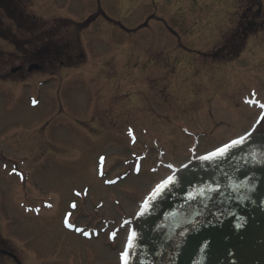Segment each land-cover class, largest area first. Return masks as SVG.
Returning a JSON list of instances; mask_svg holds the SVG:
<instances>
[{"label": "rangeland", "instance_id": "1", "mask_svg": "<svg viewBox=\"0 0 264 264\" xmlns=\"http://www.w3.org/2000/svg\"><path fill=\"white\" fill-rule=\"evenodd\" d=\"M237 1L31 0L29 11L40 19H70L57 24L62 34L101 12L79 42L70 35L62 44L73 58L71 64L62 57L65 68L45 53L31 59L35 44L26 48V42L33 37L27 30L32 22L23 25L25 33L4 19L10 37L0 39L4 249L23 264H117L125 233L109 245L106 234L87 240L64 230L61 219L69 203L77 204L75 224L115 228L163 176L148 174L150 165H179L188 149L206 152L249 128L256 112L245 115L241 105L225 107V102L252 89L264 97V6L257 15L249 0L238 8ZM225 46L242 54L229 60ZM35 62L43 68L28 73ZM18 65L23 70L13 73ZM138 155L141 164L149 162L133 177L128 171ZM100 156L107 158L105 181L118 177L116 184L98 179ZM74 189L82 195H72ZM21 200L39 215L23 210Z\"/></svg>", "mask_w": 264, "mask_h": 264}, {"label": "water", "instance_id": "2", "mask_svg": "<svg viewBox=\"0 0 264 264\" xmlns=\"http://www.w3.org/2000/svg\"><path fill=\"white\" fill-rule=\"evenodd\" d=\"M33 64L29 71L40 69ZM19 68L13 69L16 72ZM253 142L232 149V159L194 161L185 169L191 184L177 185L170 195L150 205V215L138 216L130 264H264V132ZM240 203L230 185L245 184ZM219 185V190L216 187ZM210 189V190H208ZM202 190H207L201 197ZM189 195L195 199H190ZM210 197V199H209ZM207 205V207H205ZM232 209L216 223L213 212ZM203 213V215H197ZM243 217L242 226L237 228ZM213 220L212 226L204 221ZM193 221L198 225L193 227ZM205 243L208 245L205 247Z\"/></svg>", "mask_w": 264, "mask_h": 264}, {"label": "snow or ice", "instance_id": "3", "mask_svg": "<svg viewBox=\"0 0 264 264\" xmlns=\"http://www.w3.org/2000/svg\"><path fill=\"white\" fill-rule=\"evenodd\" d=\"M256 93L253 92L252 96H255ZM33 103L35 104L36 101L34 100ZM247 103L250 105H256L261 111L259 112L256 122L250 126L249 129H246L244 132L240 133L237 137H234L222 144H218L213 146L211 149L207 150L206 152L197 155L195 149H190V152L192 153V157L189 158L188 162L181 163L179 167L172 163H168L166 165L167 169L169 170L167 174L160 177L145 193L144 197L142 198L141 202L137 205V213L134 215L138 216H146L150 215V205H154L155 202L162 200L163 198L167 197L171 194L172 191L176 190L177 185H184L185 183L191 184V181L189 180L188 176L184 174L185 169H190L194 161H202L207 162L209 165L212 163H215L218 160H224V159H232V157L235 155V153L232 152V149L240 147L244 144H249L250 142H253V135L257 132V129H260L262 132H264V103H259L257 100H248ZM103 159V158H102ZM133 170L139 174L140 168L133 165ZM16 169H13V172H16ZM153 172H156L157 169L153 168ZM22 175V174H21ZM106 183H115L114 180H107ZM247 182L245 184H237V185H230L232 190L234 192L239 191L241 195L237 197V200L240 203H243L245 199H247L246 196H244V191L247 190ZM210 190V189H208ZM216 191L219 190V185H217ZM207 190H202L200 195L201 197H204L206 195ZM81 192H76V196H80ZM83 194H87L86 191ZM190 199H195L194 196L189 195ZM210 199V197H209ZM117 203H119L117 201ZM48 207H51L49 204ZM207 207V205H205ZM70 208L75 210L77 208V204L75 202L71 203ZM197 215H203V213H197ZM225 215L235 216L236 212L232 209H226L225 212L221 213L219 211L213 212L212 217H214L216 223L222 222V217ZM71 216V212H68L65 214V220L64 224L67 228L81 234L82 236L86 238H91L93 235H98L99 233H93L90 232L84 228H79L74 226L72 223L69 222L68 217ZM239 223L236 224V227L239 228L242 226V222L244 221L243 217H238ZM206 226H212L213 220L207 219L204 221ZM132 225V220L125 219L121 225V228L127 233L129 231V228ZM198 225L193 221V227H197ZM121 228L113 229L109 233L110 239H115L117 236V233L121 230ZM139 236L135 229H132L130 232V235H126L125 237V247L121 250V257L123 259V264H130L129 257L131 254V250L133 247H135L133 241L138 240ZM207 247L208 245L205 243L204 245Z\"/></svg>", "mask_w": 264, "mask_h": 264}, {"label": "trees", "instance_id": "4", "mask_svg": "<svg viewBox=\"0 0 264 264\" xmlns=\"http://www.w3.org/2000/svg\"><path fill=\"white\" fill-rule=\"evenodd\" d=\"M28 3H29V0H0V8L2 7L5 10V13L8 16L9 20L12 21L19 29H24L23 28L24 24L29 25L32 22L31 26L27 30L29 33H32L33 37L28 39V41L26 42V45L31 46L35 44V46H40L39 54L45 53L46 56H49V57L52 55V59L58 61L61 66H64L66 62L65 60L63 61V58H62L63 56H65V59H69L70 63L72 64L71 59L73 58L72 56L69 58V55L67 53L64 54L65 51L63 50H65V47L62 44L65 43V41L68 39L70 35H73L74 39L76 38V40L79 42L80 32L87 26V24H89V21H87L84 24L73 23L74 26L76 25L74 27V32H66L62 34L57 24L63 23L66 20L58 19V20H54L49 23L41 19H37L35 16H31L26 13L25 8L28 5ZM91 20L92 18H90V21ZM51 24L53 25V27H55L54 30L51 29L53 28L51 27ZM48 25L50 26V28H47ZM251 25H253V23L250 22V26ZM3 29H4V24L0 22V37L2 36L4 39L9 41L10 37L7 36L8 33L4 32ZM44 29L46 31H44ZM23 32L27 33L26 29H24ZM52 39L53 40L56 39L57 41H53ZM74 48L75 50L82 51V49H80L77 45L74 46ZM59 52H61V54ZM39 54H37V51L34 52L33 54H31L32 56L34 55L31 59L35 60L36 56H39ZM82 54L83 53H81L79 56H76V57H80L82 56ZM40 57H37V58H40ZM76 57L74 58L73 64L77 62Z\"/></svg>", "mask_w": 264, "mask_h": 264}, {"label": "flooded vegetation", "instance_id": "5", "mask_svg": "<svg viewBox=\"0 0 264 264\" xmlns=\"http://www.w3.org/2000/svg\"><path fill=\"white\" fill-rule=\"evenodd\" d=\"M231 68V67H230ZM231 69H233V68H231ZM260 85H261V81H260ZM253 91H255V93L256 94H258L259 95V91L258 90H255V89H252ZM261 97V96H260ZM259 96H258V98L259 99H261ZM225 102V101H224ZM227 102H229V103H227ZM237 103V105L239 106V107H241V108H243V110H244V113L243 114H245V115H247L248 113L247 112H249V111H252L253 113H255L256 112V115H255V117H254V120L251 122V124H250V126H252L255 122H256V118H257V116H258V114H259V112L261 111L259 108H256L254 105H250L249 103H247L246 101H242V99H241V97H240V99H238L237 97H234V96H232V97H227V101L225 102V107H228L230 104H232V103ZM191 104V103H190ZM241 105V106H240ZM190 106V105H189ZM248 117V116H247ZM249 117L251 118V115H249ZM250 126H249V128H250ZM248 128V129H249ZM258 130V129H257ZM189 131V130H188ZM239 135V134H238ZM238 135H236V136H234V137H237ZM219 136H221L222 137V135H219ZM234 137H232V138H234ZM232 138H230V139H232ZM230 139H228V140H230ZM227 140V141H228ZM226 142V141H225ZM224 143V142H223ZM222 144V143H221ZM194 149L196 150V151H200L201 152V150H198L196 147H194ZM211 149V148H210ZM207 150H209V149H207ZM206 150V151H207ZM188 152H190V149H188ZM189 158H187V159H185L182 163H185L187 160H188ZM147 162H149V161H146L145 162V164L147 163ZM165 163H171V162H165V161H163V164H165ZM145 164L144 165H142L141 167H140V172H139V174H137V173H133L132 171H130V176H133V177H138V176H141L142 175V173H143V171H144V169H145ZM173 164V163H172ZM175 165V164H174ZM180 165V164H179ZM176 166H178V165H176ZM152 168H153V166H149L148 168H147V172H148V174H152V175H154V173H153V171H152ZM168 171L169 170H167L166 168H165V166H163V169H161V173L159 174V175H161V174H163V176L165 175V174H167L168 173ZM144 178V177H143ZM150 177H148L147 179H146V181H147V183H146V185L147 184H149L150 182H151V180L149 179ZM152 185H153V183H152ZM151 185V186H152ZM150 188V187H149ZM148 191V190H147ZM144 195H145V193H144ZM144 195L142 196V198L144 197ZM141 198V199H142ZM137 203H138V201L135 203L136 204V208H135V210L134 211H136L137 210ZM119 240H115V244H116V242H118ZM107 242H108V244L109 245H113L114 243H111L108 239H107ZM4 242H1L0 241V264H23L22 263V261H21V259L18 257V255L16 254V253H14L13 251H9V250H6V249H4L3 247H2V244H3ZM121 247V246H120ZM119 251H120V249H119ZM118 251V252H119ZM12 252V253H11ZM118 252H117V264H118V262H119V258H120V252H119V254H118ZM4 260H7V262H5ZM115 263V262H114ZM113 263V264H114Z\"/></svg>", "mask_w": 264, "mask_h": 264}]
</instances>
